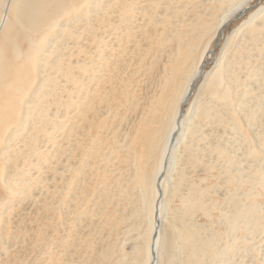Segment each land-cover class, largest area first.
<instances>
[{"label": "rangeland", "instance_id": "obj_1", "mask_svg": "<svg viewBox=\"0 0 264 264\" xmlns=\"http://www.w3.org/2000/svg\"><path fill=\"white\" fill-rule=\"evenodd\" d=\"M92 1L82 0L73 12L59 20L66 21L70 15L80 13L85 6L89 7V4L93 7ZM94 1L100 3L97 12L79 14V17H75L78 18V22L71 24L73 26L70 27L71 31H74L73 36L67 37L64 34L65 36L61 38L63 34L59 33V39L63 40L60 43L58 37V40L56 39L58 41L55 43L56 46L61 48L63 44L64 47L66 46L62 48L63 54L65 53L62 63L68 66L71 64L68 71L70 73H75V65L80 61L82 63L90 59L85 60V55L88 54L83 53L89 52L90 47L94 45L91 42L90 25L99 26L96 31L103 36L107 34V25L110 28V21L116 24L117 13L111 14L112 16L106 15L112 5L108 3L110 1ZM206 1H118L115 9L121 3L127 5L125 10L127 16H131L128 22L130 29L127 30L128 33H120L119 29L116 30V33L121 35L119 38L117 36L112 38V35L105 38L107 43L112 41V44L119 42L121 45L112 51L113 61L110 59L108 65L103 66L100 72L103 76L100 77L101 80L99 79L101 84L97 93L88 94L91 98L88 100L90 101L88 105H84L86 109L83 107L85 113L77 114L78 116L71 114L67 118L64 130L70 128V131H55L56 138L53 142L55 145L48 141L41 131L33 129L27 131L36 138V141L30 137L26 140L29 144L32 142V147L46 149L49 162L47 160L45 165H40V171L37 173L38 169L34 167V163L37 164L36 155H27L25 152L28 151L29 146L26 144L23 147L25 141L22 138L26 136V131H23L25 134L22 132L13 142L14 147L9 150L8 156L0 158V204H2L0 264H142L144 241L141 236L145 230V222L140 189L134 175L137 170L144 174L150 173L155 168L160 142L157 144L159 146L154 145V148L151 146L154 151L152 148L139 147L138 162L133 163L132 166L131 159L129 158L128 161V157L125 158L126 153L122 149L125 143L137 136L140 131L138 129H142L139 124L141 121L143 124L149 119L155 120H149L154 122L155 131L157 129L155 136L165 134L162 127L166 119L163 121L162 117L166 114L162 116L164 111L155 108L165 106L164 103L155 101L159 97V91L162 90L164 68L170 64L172 58L173 64L177 63L179 56L175 57V53L178 52V41L189 39L193 48L184 51L187 57L182 59L183 63L179 66L180 70L188 69L211 36L210 32L201 37L203 33L201 25L204 27L210 22L207 25L210 28L221 10L228 4V2L220 3V0H211V3ZM107 3L111 5L108 6ZM260 6H264V0H250L243 14L237 18L233 16L227 23L219 40L215 38L210 43L209 48L212 53H209L205 59L203 73L183 105V118L193 117L196 123L191 126V132H186L187 135L189 134L186 150L181 151L183 147L180 143L175 147L177 157L173 164L174 170L171 169L172 175L165 182L163 216L167 220L163 218L165 220L161 236L165 248L159 252V264H167L168 260L169 264H210L208 258L210 248L222 249L225 245L230 246V251L225 249L226 255L223 254V257L225 256L226 260L230 258L224 264H259L264 258V184L260 187L254 186V190L250 188L252 193L243 200L244 196L241 193L250 186L237 183L240 173L245 175L246 172L249 174L253 171L254 167L248 168V164H259L264 169V158H262L264 157V141H262L264 140V102H261L262 105L260 103L264 99L262 93L264 82L260 83L261 80L257 81V79H253L252 82V79H246L245 75L248 68L259 70L264 75V34L256 33V37L253 38L252 32H247L248 23H245ZM11 18V15L7 14L3 21ZM255 20L259 21L260 18L253 19ZM182 21L187 24L179 23ZM237 28H239L237 32L232 35ZM230 35L232 42L226 44ZM221 55H223L224 67H227L225 74L228 75L231 71L229 77H235V82H230L231 95L235 98V101L233 99L235 103L238 101L240 90H245L249 86L260 87L253 92L256 96L252 103H260L259 108L256 107L258 112L254 115L248 117V113L240 107H237V110L238 112L243 110L242 112L236 111L231 115L227 108L210 100L212 98L205 92V87H201L205 74L215 67ZM50 57L52 55H46L47 60H52ZM65 59L68 61L66 62ZM60 77L57 81L62 80L60 84L64 85L63 78ZM177 77L178 74L174 79ZM181 81L177 78L176 84L180 82L181 85ZM174 82L175 80L170 84L173 85ZM246 83L249 85L244 87ZM56 88L58 91V86ZM232 91L236 95L232 94ZM257 96L263 98L259 100ZM51 106L49 113H53L57 108V105H53L52 108ZM74 115L76 118H73ZM74 122L77 123L73 125ZM231 125L236 129L231 130ZM134 126L137 127L138 132ZM242 139H244L243 144H241ZM247 142L257 150V156L252 158L253 160L256 158L257 161L252 163L249 161L251 158L245 155L249 145ZM216 145L225 148L219 153ZM234 148L238 151L233 150ZM260 158L261 162L258 161ZM226 159L230 162L225 161ZM21 166H24L22 169L29 170L28 175L31 179L33 175L34 180L31 181V187L22 186V193L10 196L6 187L8 185L3 184L1 179L4 177L10 184L13 182L10 180L12 177L20 178L22 175H18L21 171L18 168ZM233 176L236 177L235 189L234 182L229 179ZM231 189L235 190L237 197H234L238 198L236 201L242 199L239 203L245 202L243 204L245 205L255 201L259 206L262 205L259 218L252 220L254 223L250 221L251 219L247 224L240 221L235 229H230L225 222L223 215L234 209L233 203L228 202L235 201L228 196V193H234V191L230 192ZM192 198L196 201L190 203ZM248 204L245 205V209ZM239 205H235V210ZM184 228L193 232V238L186 235ZM194 247L197 248L198 254L203 255L189 256V252H192Z\"/></svg>", "mask_w": 264, "mask_h": 264}, {"label": "bare ground", "instance_id": "obj_2", "mask_svg": "<svg viewBox=\"0 0 264 264\" xmlns=\"http://www.w3.org/2000/svg\"><path fill=\"white\" fill-rule=\"evenodd\" d=\"M81 1L82 0H0V7H1V11H0V158L1 157L5 158L8 156L9 150L13 149L14 147L13 142L17 138H19V136L21 135L23 131H26V136L22 138L25 141L23 144V147H25L26 144L27 146H29L28 151L25 152L27 153V155L29 154L36 155L37 164L34 163L35 165L34 164L33 165L35 168L37 167L38 169L37 173L40 171V168H41L40 165L46 164L49 155L46 154L47 153L46 149L32 147L31 146L32 142H30L29 144L26 138L27 137L33 138V136L31 135V133L27 131L29 129H33L34 131H41L42 135L45 136V138L48 141L54 144L53 142H55V138H56L54 135V132L55 131L62 132V130H64V127L66 126L67 121H68L67 118H69L71 114L79 115L80 113H85L84 105L87 106L88 103L90 102L88 101L91 98L89 96L90 93L91 92H92L91 94L97 93V90L100 88L99 87L101 84L100 77L103 76V74H101L100 72L103 66L108 65L107 63L111 59L112 57L111 54L113 53L112 51L115 50V47L121 45L119 42L117 44H114V43L112 44V41L110 43L109 42L107 43L105 38L111 37V35L113 36L112 38H116V36L119 38L121 36L120 33L122 32L128 33L129 31L127 32V30L130 29L128 22L129 20H131V16H127L126 14L127 10H125V7L127 5L124 3L123 4L121 3V5H118V8L115 9V5L118 3V1L120 2L121 0H109L110 2L108 3H111L112 5L107 3L108 6L111 5V7L109 10L105 9L107 10L106 15L117 13L116 24L114 21H110V28L107 25L108 27L107 34L103 36L102 34H98V32L96 31L99 28V26H96L95 24L90 25L91 26L90 32L92 33L91 42H93L94 45L90 47L91 50L89 52L82 51L83 53L88 54V56L84 54L86 56L84 59L85 60L86 58H90V59L85 62L82 61V63L81 61L80 63L76 62L78 63V64L75 63L76 65L73 63L76 68V70H74L75 73L68 72L69 68L71 67L70 66L71 64L68 66V64L62 63L63 62L62 57L65 54V53L63 54L62 51L64 48H66V46L64 47L65 44H63L62 45L63 49H62L60 46L58 47L55 44L58 41H60L61 43L63 40V39L62 40L59 39L58 37L59 33L63 34L62 36H60L61 38L65 35L67 37L73 36L74 31H71L70 27L73 26L71 24L73 23L76 24L78 22V18H75V17L77 16L79 17L80 16L79 14H82V15L87 14V12L88 13L90 12L92 13V11L97 12V8L100 4L99 1L93 0L91 3L93 7H91L89 4V7L85 6L86 8L84 7L80 13L75 14V15H70V17L67 18L66 21L64 20L63 22H61L59 20L60 18L62 19L63 16H67L68 13L73 12V9L75 7L77 8V6L80 4ZM249 1L250 0H243L242 6L234 7L235 4L240 3V0H220V3L228 2V4L226 8L224 9L220 5V8L223 10H221L220 14L216 17L213 25H211L210 28L207 27V25L210 22L207 23V22H204L205 20L203 21L204 23H207V24L204 27L203 25H201L203 28L202 29L203 33L201 37L207 35L210 32H211V36L206 40L205 45H203L204 47L202 46L203 48L199 50L200 52L196 56V59H194V61L191 62L190 67L188 66V69L186 70L185 69L180 70L179 66L183 63L182 59L187 57L184 51H190V47H192L191 42L189 41V39L184 40V41H178L179 43H177L178 45L177 44L176 45L179 48L181 45V50H179L178 48V52L175 53V57L179 56L177 58L178 59L177 63L173 64L174 60L172 58L170 59V64L167 66L165 65L166 68H164V72L162 74V90H160L158 93L159 97L155 99L156 102L164 103L165 106L160 108L159 106L154 105L156 106L155 108L157 110L164 111L162 112V116L166 114L165 115L166 118L162 117L163 121H165L166 119L162 127L164 128L165 134L160 135V136L158 135L155 136V132L157 131V129L155 131V128H154L155 126L153 125L154 122H149V120L152 121L153 119L152 120L149 119L143 124H141V122H143L141 121L139 124L142 126V129L141 128L138 129L140 130L139 132L137 130V127L134 126V128H136L138 132V134L136 133L137 136L130 139L128 143H125L124 144L125 147L123 146L124 149H122V151L126 153L125 158L127 159L128 157V159L129 158L131 159L132 161L131 166H132L133 163L138 162L137 160L139 159V156H140L138 152L139 147H147L148 149H150L152 147L154 148V145L159 146L157 144L160 142V148H159V154H158L159 156H158V160H157L155 168L152 169L150 173L145 172L144 174L139 173L138 171L140 170H137L136 168L137 171L135 170L136 174L134 175L137 178V185H138V188L140 189L139 192H140L141 206H142V211H144L143 218L145 222V230L141 236L144 241V244L142 247V257H143L142 264H159V261H160L159 252L160 251L162 252L163 248H165L163 244V238L161 239V236L163 234L164 220L166 219L163 216V211H164L163 200H165L164 198L165 182H167V180H169L170 178V175H172L171 169L174 170L173 164L175 161V157H177L176 155L177 152L175 151V147H178L177 144L180 143L183 147L181 151L186 150L187 144H188L187 138L189 136V134L187 135L186 132H191V126L195 122L193 120V117L185 118V119L183 118L184 117L182 116L183 105L185 104V102L189 99L190 95L192 94L193 90L191 91V87L194 84V81L196 80L198 73L201 71V67L204 64L205 59L207 58V56H209V53H212V50H210L209 48L210 43L215 38L219 40L221 32L223 31L227 23L233 18V16L237 18L243 14V12L247 9L246 7ZM206 2L211 3V0H207ZM262 8H264V6H260L257 9L256 13L252 15L251 19L245 22V23H248L247 32H250V33L252 32V34L254 35L253 38L256 37V33L264 34V12L261 11ZM7 14L11 15L12 17L11 20L3 21L4 16H6ZM204 14L206 15L207 13H204ZM200 17H202V15ZM257 18H260V20L253 21V19H257ZM110 20H112V18ZM123 23L125 24L124 26H123ZM179 23L182 24L183 21ZM185 24L187 23H185L184 21L182 25H185ZM118 29L121 31L119 34L116 33V30ZM238 29L239 28L235 29L232 35L234 34V32H237ZM232 35L228 37L226 44H228L232 40L231 39ZM57 37L59 40L57 39ZM64 38L66 39V37ZM73 47L75 48V46ZM70 50L71 49L69 48V51ZM175 50H176V47H175ZM79 52H81V50ZM121 53L122 52H120V54ZM224 53L226 52L224 51ZM47 54L52 55V57H50L52 58V60H47L46 58ZM117 55L119 56V54ZM66 60L67 59H65V61ZM222 60H223V55H221L220 58L218 59L217 61L218 63L217 62L215 63L216 64L215 67L211 69L207 74H205V76L203 75L204 79L201 84V87L202 88L205 87V90H206L205 92L208 93V95H210V97L212 98L210 100H212L215 104L222 105L223 108H227L228 112L231 115L235 114L236 111L237 113H240L243 110L248 113V114L246 113L248 117L254 115L256 112H258L257 109L259 108V104L262 101L264 102V99H263L260 101L259 104H257L258 102L256 101H254V103L256 102L255 104L252 103V101L255 100L254 97L256 96V95L255 96L253 95V92L256 91V89H260V87L258 86L257 88H255V87L249 86V88L247 87V89L245 90H240L238 97H237L238 101L235 103L234 102L235 98H232L231 87H230L231 86L230 82L234 83L235 77L233 76L229 77L231 71H229L228 75L225 74V72L227 71V67H224L225 66L224 61ZM177 74H178L177 78L182 80L181 85H179L180 82H178L179 84H176L177 78L174 79V77H176ZM245 75H246V79H249V80L252 79V82H253V79H257V81L261 80L260 83L264 82L263 72L259 70L248 68L247 74ZM58 77L63 78L64 85L60 84L62 80L58 82L59 81L58 79L57 81ZM160 77L161 76H159V78ZM174 80H175L174 84L173 85L170 84L171 81H174ZM247 85L249 84L248 83L244 84V87H246ZM56 86H58V91H56L57 89ZM203 90L204 89H202V91ZM233 92L234 91H232V94H234ZM262 93L264 95V90H262ZM258 98L260 100L263 97L260 96ZM51 105L52 106L57 105V108L54 110L53 113L48 112ZM242 105H244L245 107ZM209 106H211V104ZM199 107L200 106H198V110H199ZM237 107L238 108L240 107V109H243V110L238 112ZM206 109L207 108H205V110ZM214 109H217V108H214ZM208 110H210V108ZM197 112L195 113V115H197ZM207 114L209 116V113ZM195 115H192V116L195 117ZM74 116L73 118H76V116L75 117ZM244 116L246 118V115ZM178 118L180 119L178 120ZM141 119L142 118L140 117V120ZM250 119L252 121V118ZM75 123L77 122H74L73 125H75ZM37 124H41V125L45 124L46 126L39 127ZM239 127L240 126L238 125V128ZM230 129L234 130L236 129V127L231 125ZM64 131L68 132L70 131V128ZM237 135H239V133ZM259 137H260V134H259ZM33 141H36L35 137L33 138ZM242 141H244V139L241 140V144H243ZM248 144L249 145L246 148L245 155L251 158V159L249 158L250 160L249 159L248 160L252 163V161H257L256 158L254 160L252 159L257 156L256 155L257 150L254 149L252 146H250V143ZM260 146H262V144ZM216 148L220 153L221 149H224L225 147L218 146ZM237 148L236 150L238 151ZM233 150H235V148ZM262 158L264 157L262 156ZM130 159L128 161H130ZM225 161L230 162V160L228 159H226ZM258 161L261 162V158ZM23 165L25 166V164ZM24 166H21L20 168H18V170H21L18 172V175H22L20 178L12 177V179H10L13 181L12 182L13 184L12 183L8 184L9 180L6 181L4 177H2L1 179L3 184L8 185L6 187H7V190L10 196H14L16 194L22 193L23 192L21 191L23 190L22 186H25V188L26 186H28V188L31 187L30 184H32L31 181L34 180L33 179L34 176L32 175L33 178L31 179L30 178L31 176L28 175L29 170L22 169V167ZM240 166H241V162H240ZM230 167H231V164H230ZM251 167H254L251 173L249 172V174H247L248 172H246L245 174L243 172L245 175L240 173L239 175L240 177L237 180L238 184H243V185L246 184L250 186V187L247 186L249 189L247 188L246 190H244L243 193H241L244 196L243 200H246L249 197V193H252L251 192L252 190L250 188L254 190L253 188L254 186L258 185V187H260V185L264 184V172L262 171L264 170L263 167L259 164H248V168H251ZM235 178L236 177L234 176L229 178L232 182H234V189L236 188ZM229 179L227 177L228 182H230ZM259 189L262 190V188H259ZM231 190L230 192L234 191V193H228V196L229 198H231V200L233 199L236 201L238 198L235 199V197H237L235 196V190L233 189ZM255 194H256V190H255ZM263 197H264V193H263ZM194 200L195 199L192 198L190 203L194 202ZM235 201L234 202L228 201V202L233 203L234 209L227 211L223 215L224 219L226 220L225 222L228 223L230 229H235V227L240 221H242L244 224H247L249 223L250 219H251L250 221H252L253 219L257 220L259 218V215H260L259 213L260 211H262L261 210L262 205L259 206L258 202L257 204L255 203V201L254 202L251 201L249 204L246 203L248 204V207L245 209L244 207L247 206L246 204H245L246 206L243 205L245 202L239 203L240 201H242V199H240V201L239 200L236 201L238 204ZM235 205L236 206L239 205L236 210H235L236 208ZM0 206H2V204H0ZM225 209L223 208V210ZM253 221L252 223H254ZM185 233L186 235L193 238V234H192L193 232L191 230H187V231L185 230ZM212 245L213 244L211 243V246ZM229 248L230 246L228 245H225V247L222 249H219V248L211 249L210 248L211 252L208 257L210 259L209 263L210 264H224V262H228L230 257L226 260L225 256L223 257V254L225 252V249L229 250ZM196 254L198 257L203 255L202 253L198 254L197 248L194 247L192 252H189V256L192 257ZM260 261H259V264H260ZM261 262L262 264H264V258ZM169 263L170 262L168 260L167 264Z\"/></svg>", "mask_w": 264, "mask_h": 264}, {"label": "water", "instance_id": "obj_3", "mask_svg": "<svg viewBox=\"0 0 264 264\" xmlns=\"http://www.w3.org/2000/svg\"><path fill=\"white\" fill-rule=\"evenodd\" d=\"M203 66H204V64L202 65V67H201V71L198 73V76H197V78H196V80L194 81V84L192 85V87H191V91L193 90V88H194V86H195V84L198 82V80L200 79V76H201V74H202V72H203ZM190 94V93H189ZM180 118H178V120H179Z\"/></svg>", "mask_w": 264, "mask_h": 264}, {"label": "snow or ice", "instance_id": "obj_4", "mask_svg": "<svg viewBox=\"0 0 264 264\" xmlns=\"http://www.w3.org/2000/svg\"><path fill=\"white\" fill-rule=\"evenodd\" d=\"M242 4H243V0H240V3L235 4L234 7H240L242 6ZM261 11L264 12V8H262Z\"/></svg>", "mask_w": 264, "mask_h": 264}]
</instances>
